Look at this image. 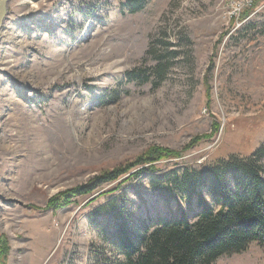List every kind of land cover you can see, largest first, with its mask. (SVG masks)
Wrapping results in <instances>:
<instances>
[{"label":"rangeland","instance_id":"rangeland-1","mask_svg":"<svg viewBox=\"0 0 264 264\" xmlns=\"http://www.w3.org/2000/svg\"><path fill=\"white\" fill-rule=\"evenodd\" d=\"M123 2H8L0 39V264H114L99 231L111 220L93 212L124 198L141 218L164 215L146 173L56 209L48 207L52 198L151 147L181 153L153 163L170 170L245 156L264 140V0H147L135 13ZM153 35L159 48L175 42L178 56L157 87L126 80ZM212 264H264V248L251 243Z\"/></svg>","mask_w":264,"mask_h":264},{"label":"trees","instance_id":"trees-1","mask_svg":"<svg viewBox=\"0 0 264 264\" xmlns=\"http://www.w3.org/2000/svg\"><path fill=\"white\" fill-rule=\"evenodd\" d=\"M146 2L124 0L123 7L135 13ZM156 38L152 36L142 58L144 62L152 59L153 64L141 62L125 72L126 80L151 81L157 87L164 78L179 52L170 40L159 48L162 42ZM179 156L165 147H151L134 160L52 198L48 207L56 209L74 196L89 195L104 184L135 180L146 173L152 196L167 205L164 215L141 218L127 208L129 202L124 198L121 203L109 200L93 212L95 216L105 213L111 220L109 230L100 227L99 231L111 256L118 257L114 264H212L222 255L244 251L251 243L264 248V140L248 155L232 154L197 167L176 164L170 170H159L153 165Z\"/></svg>","mask_w":264,"mask_h":264},{"label":"water","instance_id":"water-1","mask_svg":"<svg viewBox=\"0 0 264 264\" xmlns=\"http://www.w3.org/2000/svg\"><path fill=\"white\" fill-rule=\"evenodd\" d=\"M8 2L9 0H0V39H1L2 25L7 15Z\"/></svg>","mask_w":264,"mask_h":264},{"label":"bare ground","instance_id":"bare-ground-1","mask_svg":"<svg viewBox=\"0 0 264 264\" xmlns=\"http://www.w3.org/2000/svg\"><path fill=\"white\" fill-rule=\"evenodd\" d=\"M251 4H252V2H251Z\"/></svg>","mask_w":264,"mask_h":264}]
</instances>
